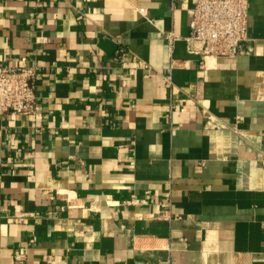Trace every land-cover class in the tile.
<instances>
[{
  "label": "crops",
  "instance_id": "0c3cea01",
  "mask_svg": "<svg viewBox=\"0 0 264 264\" xmlns=\"http://www.w3.org/2000/svg\"><path fill=\"white\" fill-rule=\"evenodd\" d=\"M194 1L0 0V64L37 68L0 115V264H264V0L249 52L178 40L167 86Z\"/></svg>",
  "mask_w": 264,
  "mask_h": 264
},
{
  "label": "built area",
  "instance_id": "2783aa9c",
  "mask_svg": "<svg viewBox=\"0 0 264 264\" xmlns=\"http://www.w3.org/2000/svg\"><path fill=\"white\" fill-rule=\"evenodd\" d=\"M177 0H171L174 6ZM251 0H195L185 35L173 30L164 33L170 65L164 74L167 86L172 84L170 71L176 65L172 57L175 42L183 40L188 53L235 57L250 51L248 26ZM143 68L149 69L146 63ZM37 68L24 64H0V115H27L36 110L35 80ZM264 165V156L258 157ZM168 219V212L162 214ZM264 226V225H263ZM21 255L17 254L16 258ZM158 264H175L169 255Z\"/></svg>",
  "mask_w": 264,
  "mask_h": 264
}]
</instances>
